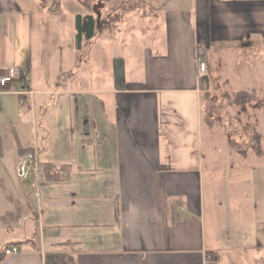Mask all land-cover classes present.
<instances>
[{
    "label": "crops",
    "instance_id": "crops-1",
    "mask_svg": "<svg viewBox=\"0 0 264 264\" xmlns=\"http://www.w3.org/2000/svg\"><path fill=\"white\" fill-rule=\"evenodd\" d=\"M149 4L148 13H115L113 32L84 39L90 67L77 75L82 87L61 69L76 52L75 17L69 55L58 48L60 64L49 69L39 0H0V70L15 69L0 89V250L19 248L0 264H264V220L255 242L241 246L232 205L215 202L225 194L213 191L216 167L205 164L203 138L214 148L215 133L202 113L214 55L253 52L263 70L264 0ZM53 22L52 32L65 31L64 21ZM16 139L22 148L34 143L58 179L33 172L22 185L8 177Z\"/></svg>",
    "mask_w": 264,
    "mask_h": 264
},
{
    "label": "rangeland",
    "instance_id": "rangeland-1",
    "mask_svg": "<svg viewBox=\"0 0 264 264\" xmlns=\"http://www.w3.org/2000/svg\"><path fill=\"white\" fill-rule=\"evenodd\" d=\"M43 32V56L44 66L56 67L60 64L57 62L58 51L66 52V44L72 42V37L68 36L69 31L73 28V21L76 14L92 13L99 15L101 20V31L113 32L115 25L111 22L115 19V13L130 15L131 11L143 10L148 13L154 0H45ZM53 1V3H52ZM52 3L54 9L60 10L57 13L51 14L48 10ZM64 21L65 31L60 33L52 32L54 22ZM59 19V20H57ZM104 24V25H103ZM33 46L39 41L35 39L36 29L33 27ZM111 37L114 34H110ZM109 36V35H107ZM114 38V37H112ZM114 40V39H112ZM126 41H124L125 43ZM151 41H143L142 46L136 44V53L140 55L145 48H148ZM84 39L80 46L77 47L74 43L75 53H72V63L70 67L65 61L61 64V69L65 70L63 75L71 76L72 83L76 86H86L87 83L82 73L89 69L87 46ZM117 43V44H116ZM123 42L121 40L114 41L113 51L119 55ZM95 49V48H94ZM97 46L95 50H99ZM223 51L218 56H213V70L211 73V88L202 96V113L205 120L214 130V148L210 147L211 142L207 136L203 138V152L205 164L209 161L216 167L212 176L215 183L212 184L213 191H218L222 188V193L225 196H219L215 202L221 205L230 206L234 215V223L231 226V232L237 244L248 246L255 242L256 235L260 232L255 231V225L260 226L264 220V68L259 70L255 66L257 56L253 52H246L245 55L239 54H223ZM209 54V52H208ZM69 55V54H68ZM230 62L228 61V58ZM264 59V55H263ZM251 61V64H249ZM247 66V68H246ZM256 67V70L254 68ZM78 71V73H77ZM49 73V71H48ZM81 73V74H80ZM127 80V79H126ZM128 81V80H127ZM255 93L246 94L244 101L240 105H235L231 98L234 91L239 88L250 91L253 87ZM11 139L15 135L10 133ZM226 151V152H225ZM208 154L212 155V159L208 160ZM224 158L227 159V166L224 165ZM232 167V168H230ZM2 169V168H0ZM6 174V173H5ZM8 177L14 178L22 185L28 182L21 183L18 178L9 169ZM234 178V180H232ZM225 180V184L222 182ZM258 179H262L259 183ZM31 188V187H30ZM206 192L208 187L205 186ZM30 190V189H29ZM210 192V191H209ZM217 194V193H214ZM259 221V223H258ZM210 224L206 222V229H210ZM224 225V224H223ZM227 229V226L223 228ZM211 235V232H208ZM247 253L254 255V252L246 247ZM264 252V250H263ZM236 256L237 252H233ZM249 256V255H248ZM224 257V255H223ZM232 257V255H231Z\"/></svg>",
    "mask_w": 264,
    "mask_h": 264
},
{
    "label": "trees",
    "instance_id": "trees-1",
    "mask_svg": "<svg viewBox=\"0 0 264 264\" xmlns=\"http://www.w3.org/2000/svg\"><path fill=\"white\" fill-rule=\"evenodd\" d=\"M45 0H39V3L42 5V7H45ZM53 3V1H52ZM52 3L48 8L49 11H51V14L58 13L60 10L59 8L56 10L52 7ZM101 20L99 19V15L96 14V16L92 13H85V14H76L75 15V29H76V35H75V44L77 47L80 46V43L83 39L89 40L95 36L97 32H101V26L100 25ZM6 73L4 70H0V75ZM255 93L253 90L247 91L244 89H240L234 93L231 100L235 105H240L244 101V96L246 94ZM17 142V149L18 154H22L25 151V148H22L18 142V139H16ZM42 172L44 175V179L46 181L56 180L58 179V172L56 170V167L48 162H42ZM4 253L3 249L0 250V262L4 259Z\"/></svg>",
    "mask_w": 264,
    "mask_h": 264
},
{
    "label": "built area",
    "instance_id": "built-area-1",
    "mask_svg": "<svg viewBox=\"0 0 264 264\" xmlns=\"http://www.w3.org/2000/svg\"><path fill=\"white\" fill-rule=\"evenodd\" d=\"M195 62L197 68L201 73L206 70V62L203 58V48L198 47L195 55ZM15 76V69L9 68L6 73L0 75V89H3ZM26 93H31L27 91ZM42 162L39 157V150L33 143L32 145L25 148L24 153L19 154L15 161V175L21 183L27 182L32 175L35 173H42ZM19 252L17 245L11 244L3 248L5 256L16 254Z\"/></svg>",
    "mask_w": 264,
    "mask_h": 264
}]
</instances>
